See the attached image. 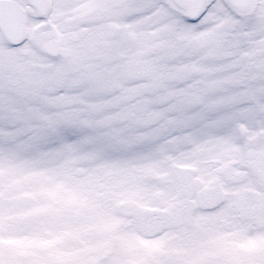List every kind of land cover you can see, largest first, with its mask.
Segmentation results:
<instances>
[{
  "label": "snow or ice",
  "instance_id": "1",
  "mask_svg": "<svg viewBox=\"0 0 264 264\" xmlns=\"http://www.w3.org/2000/svg\"><path fill=\"white\" fill-rule=\"evenodd\" d=\"M0 264H264V0H0Z\"/></svg>",
  "mask_w": 264,
  "mask_h": 264
}]
</instances>
